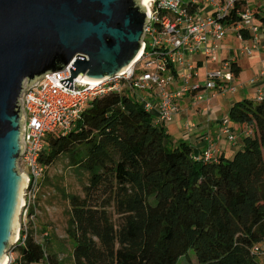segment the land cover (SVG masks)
I'll use <instances>...</instances> for the list:
<instances>
[{
	"label": "trees",
	"instance_id": "trees-1",
	"mask_svg": "<svg viewBox=\"0 0 264 264\" xmlns=\"http://www.w3.org/2000/svg\"><path fill=\"white\" fill-rule=\"evenodd\" d=\"M246 2L232 7L227 26L242 20ZM253 9L264 28V10ZM238 33L252 36L248 26ZM229 115L253 132L232 157L208 160L175 143L128 91L94 98L68 132L48 135L47 170L65 160L86 179L82 193L54 185L69 205L75 264H177L191 249L194 264H264V95L235 102ZM35 234L15 246L13 264H60L49 231Z\"/></svg>",
	"mask_w": 264,
	"mask_h": 264
},
{
	"label": "built area",
	"instance_id": "built-area-1",
	"mask_svg": "<svg viewBox=\"0 0 264 264\" xmlns=\"http://www.w3.org/2000/svg\"><path fill=\"white\" fill-rule=\"evenodd\" d=\"M204 1V6H200L198 0L186 3L183 0H150L145 4L149 16L144 26L141 55L129 67L111 77L94 80L79 74L73 77L71 89L60 81L72 75V64H69L25 84L20 97L24 133L21 135L23 150L19 167L27 173L29 184L17 240L7 253V264L15 262L14 248L28 235L26 218L32 214L30 209L47 171V165L41 159L47 147L46 137L56 131L68 132L90 101L110 92H134L139 94L137 98L144 108L153 114L154 122L165 125L181 110L186 95L193 96L197 102H208L217 91H225L227 80L233 77L231 61H223V69L208 71L204 82H195L193 79L199 75V70L190 57L199 52L213 59L218 57L215 42L222 39L230 28L224 19L241 0ZM207 5L212 11L210 14ZM175 7H179V11ZM240 16L242 20L232 27L239 31L242 26H248L254 42L258 43L264 28L256 22L248 0ZM242 49L247 54L253 52L247 45ZM204 89L213 92L204 93ZM263 95L264 87L259 89L257 99ZM229 122V117L221 120V132L233 137ZM187 126L197 127L193 122H188ZM216 154L215 143L209 140L203 156L207 160L216 159Z\"/></svg>",
	"mask_w": 264,
	"mask_h": 264
},
{
	"label": "water",
	"instance_id": "water-1",
	"mask_svg": "<svg viewBox=\"0 0 264 264\" xmlns=\"http://www.w3.org/2000/svg\"><path fill=\"white\" fill-rule=\"evenodd\" d=\"M148 16L143 0H0V264L17 240L29 184L19 167L25 84L69 64L60 81L71 89L79 74L119 73L141 53Z\"/></svg>",
	"mask_w": 264,
	"mask_h": 264
},
{
	"label": "crops",
	"instance_id": "crops-1",
	"mask_svg": "<svg viewBox=\"0 0 264 264\" xmlns=\"http://www.w3.org/2000/svg\"><path fill=\"white\" fill-rule=\"evenodd\" d=\"M260 1L256 2L254 7ZM256 22L261 24L258 20ZM232 28L233 32L228 33L227 29L224 37L215 42L218 51L216 59L203 52L195 53L190 57L199 70V75L193 81L204 82L208 71L223 69V61L237 63L236 66L240 68L238 74L232 69L233 77L227 80L228 86L225 91H217L216 96L208 102H197L193 96L186 95L182 100L181 110L165 124L175 143L187 141L193 147L194 154L199 157H203L209 140L215 143L217 158L221 155L232 157L236 150L242 147L243 138L248 130L251 129L253 132L247 123L233 121L229 112L235 102L245 97L256 99L259 89L264 87V32L259 35L258 43H255L252 36L243 38L234 27ZM244 45L252 48V54L243 51ZM206 92L213 91L204 89V93ZM225 117L230 118L233 137L221 132L220 123ZM188 122L195 123L197 127L187 126Z\"/></svg>",
	"mask_w": 264,
	"mask_h": 264
},
{
	"label": "rangeland",
	"instance_id": "rangeland-1",
	"mask_svg": "<svg viewBox=\"0 0 264 264\" xmlns=\"http://www.w3.org/2000/svg\"><path fill=\"white\" fill-rule=\"evenodd\" d=\"M188 0H183L186 3ZM260 0H249L250 6L254 7L255 3ZM200 6H204V0H198ZM144 3V0H143ZM207 4V3H206ZM256 7L264 10V0H261ZM179 11V7L174 8ZM208 13L212 11L207 5ZM233 28H228V33L233 32ZM232 34V33H231ZM135 97H139V94L132 93ZM219 98V97H218ZM222 96L219 98V100ZM172 130V129H171ZM83 178H79L78 175L68 168L65 160H59L55 164L49 167L44 177L41 179V188L38 190L36 199L34 200L32 207L35 209L34 215H28L26 222L28 229H33L36 232L38 239L42 238L43 232L49 231L50 238L53 241V245L59 250L60 264H75L72 252L73 242L67 236V209L68 202L63 200L60 194L55 190V183L63 184L67 190L72 192L82 193L83 190ZM46 241V240H45ZM17 256V252L15 253ZM260 258L264 261V255L260 254ZM194 264L197 262L196 254L193 249L189 251V259L186 256L181 257L177 264ZM47 262L45 261L44 264Z\"/></svg>",
	"mask_w": 264,
	"mask_h": 264
},
{
	"label": "bare ground",
	"instance_id": "bare-ground-1",
	"mask_svg": "<svg viewBox=\"0 0 264 264\" xmlns=\"http://www.w3.org/2000/svg\"><path fill=\"white\" fill-rule=\"evenodd\" d=\"M149 1H150V0H144V4H147ZM140 55H141V54L139 53V55L137 56L136 59H138ZM7 263H8V259L5 258V259L2 261L1 264H7Z\"/></svg>",
	"mask_w": 264,
	"mask_h": 264
}]
</instances>
